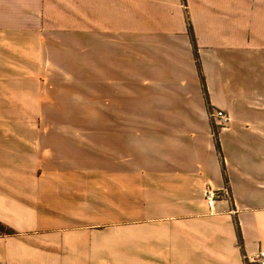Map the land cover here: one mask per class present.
I'll list each match as a JSON object with an SVG mask.
<instances>
[{"label": "crops", "instance_id": "crops-1", "mask_svg": "<svg viewBox=\"0 0 264 264\" xmlns=\"http://www.w3.org/2000/svg\"><path fill=\"white\" fill-rule=\"evenodd\" d=\"M52 18L72 70L43 56ZM144 74L185 125H123ZM210 108L230 117L222 155ZM0 226V264L264 250V0H0Z\"/></svg>", "mask_w": 264, "mask_h": 264}, {"label": "rangeland", "instance_id": "rangeland-1", "mask_svg": "<svg viewBox=\"0 0 264 264\" xmlns=\"http://www.w3.org/2000/svg\"><path fill=\"white\" fill-rule=\"evenodd\" d=\"M56 22L57 19L52 18L49 20V24L46 26V28L49 30L48 42L54 45L49 44L51 46L45 50L43 56L52 59L55 64L60 67H64L66 71L68 68L72 70V65L75 64L71 53H65V51H56L53 49L55 48V44L57 42ZM144 76L145 77L142 80H137L133 84L134 88H136V97H134L133 101L128 106V114L125 112L122 115L123 125H185L181 121V118L184 114L187 115L188 113L184 111L183 108L179 107H177L175 110L166 109V103L169 106L172 105H170V103H168L166 100L164 102L159 100L162 98H158L157 96L164 95L166 93L161 92L162 88L156 86L154 80L150 79L145 74ZM144 89L146 90L145 92L143 91ZM177 92L183 94L182 91ZM90 165L93 166L95 164L92 163Z\"/></svg>", "mask_w": 264, "mask_h": 264}, {"label": "built area", "instance_id": "built-area-1", "mask_svg": "<svg viewBox=\"0 0 264 264\" xmlns=\"http://www.w3.org/2000/svg\"><path fill=\"white\" fill-rule=\"evenodd\" d=\"M211 118L216 121V128L218 130L226 127L230 122L229 116L225 111L222 110L212 111ZM204 196L210 209L212 210L215 208V205L218 201L224 199L232 201V194L228 185H225V187L221 190H214L209 188L206 190ZM233 213L236 212L234 211ZM243 258L245 264H264V250H261L258 254L255 255L244 254Z\"/></svg>", "mask_w": 264, "mask_h": 264}, {"label": "trees", "instance_id": "trees-1", "mask_svg": "<svg viewBox=\"0 0 264 264\" xmlns=\"http://www.w3.org/2000/svg\"><path fill=\"white\" fill-rule=\"evenodd\" d=\"M189 32H190V35L192 37L193 48L195 50L197 66H198V69H199L200 75H201V80H202V85H203L205 98H206V101H207L208 105H210L206 82H205V79L203 78V75L201 73V66H200V62H199V55L197 53V45H196V39H195V35H194V30H193V27H192L190 22H189ZM209 110L211 111L212 109L210 108ZM213 130H214V136H215L218 152L222 155V149H221L220 142H219V130L215 126H214ZM223 167L225 169V165L224 164H223ZM226 185H228V183H226ZM0 228L3 229L2 226H0ZM238 236H239V240H240V245L242 246L243 245V239H242V235H241L240 229H238Z\"/></svg>", "mask_w": 264, "mask_h": 264}, {"label": "bare ground", "instance_id": "bare-ground-1", "mask_svg": "<svg viewBox=\"0 0 264 264\" xmlns=\"http://www.w3.org/2000/svg\"><path fill=\"white\" fill-rule=\"evenodd\" d=\"M209 206V205H208Z\"/></svg>", "mask_w": 264, "mask_h": 264}]
</instances>
